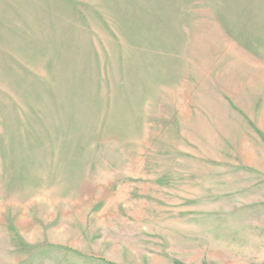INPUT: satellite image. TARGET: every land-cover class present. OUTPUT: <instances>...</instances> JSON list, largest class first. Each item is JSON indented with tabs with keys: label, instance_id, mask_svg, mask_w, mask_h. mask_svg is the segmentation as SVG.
Segmentation results:
<instances>
[{
	"label": "rangeland",
	"instance_id": "374dc122",
	"mask_svg": "<svg viewBox=\"0 0 264 264\" xmlns=\"http://www.w3.org/2000/svg\"><path fill=\"white\" fill-rule=\"evenodd\" d=\"M0 264H264V0H0Z\"/></svg>",
	"mask_w": 264,
	"mask_h": 264
}]
</instances>
